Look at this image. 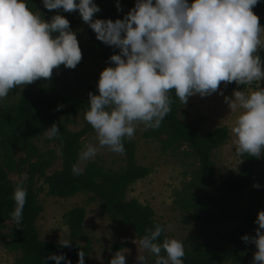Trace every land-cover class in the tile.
<instances>
[{
    "label": "clouds",
    "instance_id": "9594fccd",
    "mask_svg": "<svg viewBox=\"0 0 264 264\" xmlns=\"http://www.w3.org/2000/svg\"><path fill=\"white\" fill-rule=\"evenodd\" d=\"M49 11H79L82 20L95 32L97 40L114 49L98 80V94L89 92V107L84 119L96 134L98 145L85 143L78 153L80 161L94 159L100 149L123 154L124 141H131L137 126L158 129L172 111V92L186 106L190 97H207L235 82L256 90H234L225 96L231 112L241 110L230 133L235 136L239 156L261 158L264 155V25L253 11L259 0H136L122 19L95 18L101 8L94 0H42ZM117 11L122 6L117 0ZM56 33L58 35L53 36ZM82 60V50L70 21L57 13L45 20L34 12L27 0H0V100L13 89L43 78L50 80L53 70L64 65L75 69ZM63 105H58L57 110ZM60 126L53 123L45 136L55 140ZM74 176L83 174L73 164ZM24 179L17 182L12 199V221L19 225L27 200ZM260 188L259 183L253 185ZM255 235L244 234L246 244H254L252 264H264V210L255 220ZM165 227L154 228L134 243L139 250L155 256L154 264H184L183 242L164 236ZM61 247H71V240L60 239ZM125 251L118 250L110 264H126ZM47 259L56 264L64 254L52 253ZM79 252L77 264H84ZM136 264H148L139 251Z\"/></svg>",
    "mask_w": 264,
    "mask_h": 264
},
{
    "label": "trees",
    "instance_id": "16d2710c",
    "mask_svg": "<svg viewBox=\"0 0 264 264\" xmlns=\"http://www.w3.org/2000/svg\"><path fill=\"white\" fill-rule=\"evenodd\" d=\"M135 1L119 0L123 10L117 11V0H94L101 8L94 19H122ZM27 3L34 12L41 8L44 10L42 0H27ZM52 11L53 15L59 13L70 21L82 50L81 62L101 61V71L110 64L103 62L110 61L109 57L119 49L105 45L96 36H90L82 43L79 28L86 23L78 10L73 13L64 12L63 9ZM253 11L259 16L261 25H264V0H259ZM40 14L44 17L42 12ZM55 35L58 34L54 33L53 36ZM261 56L264 58V51ZM101 71L93 74L97 82ZM81 83L71 81L67 68L61 65L53 70L50 80L41 78L22 88L17 100H0V229L9 228L8 232L0 231V241L10 252H20L14 264H56L54 260L47 259L52 253L64 254L72 264H77L80 251L85 253L84 264H91V241L86 236L84 227L87 213L84 205L75 206L63 216L69 227L71 247H61L56 241L40 239L36 220L43 211L39 194L45 190L48 195L62 198L72 197L80 192L88 193V202L100 201L103 212L111 221L130 226L138 239L157 223L165 227L155 217V210L151 205L143 204L137 198L127 199L131 185L147 177L153 170L152 167L137 162L136 143L133 140L124 141L123 166L107 168L98 160H89L82 175H73L72 166L78 163V153L84 145L82 139L86 134L94 132L87 122L79 130L68 127L74 123V116L82 114L84 117L89 107V93L83 95L78 91ZM244 87L233 82L225 88L232 90ZM89 88L91 92L98 94L97 84L90 85ZM171 95L172 111L158 129L148 130L145 135L159 139L164 152L171 150L173 155L193 158L189 163L192 168L185 172L191 178L186 183L187 198L183 202L188 213L185 215L187 221L200 223L202 240L194 248L185 247L183 262L252 264L256 247L254 244H246L241 237L244 234L255 235V220L258 212L264 210V179L259 183L260 188L253 187L255 183L252 182L258 169L264 165L263 156L258 159L245 154L242 168L239 171L231 170L226 178L221 179V172L213 156L214 150L230 139L228 126L221 125L203 133L199 118L185 121L180 117L183 105L175 97L174 91ZM58 105L63 107L57 110ZM54 122L60 126V135L55 139L60 147V154L54 148L42 151L33 141L43 136L45 138V129ZM18 150L25 154L16 159ZM58 157L63 160L62 167L48 174V168ZM15 170L21 176L25 172L26 177L23 186L27 191V200L19 225L11 219L15 208L12 196L18 181L13 182L9 173ZM40 180L43 184L37 187L36 183ZM245 191L249 195L246 206L242 207L237 200ZM7 222L12 224L8 225ZM231 222L234 223L233 228L226 231L215 227ZM164 236L170 237L165 231L159 242H162ZM80 239H85V244H81ZM129 244L127 240L116 242L112 249L119 250ZM60 264H66V260Z\"/></svg>",
    "mask_w": 264,
    "mask_h": 264
},
{
    "label": "rangeland",
    "instance_id": "374dc122",
    "mask_svg": "<svg viewBox=\"0 0 264 264\" xmlns=\"http://www.w3.org/2000/svg\"><path fill=\"white\" fill-rule=\"evenodd\" d=\"M192 0H189L191 3ZM134 2L132 8L134 7ZM44 14L45 20H50L53 16V11L44 10L40 11ZM79 38L82 43H85L90 36H96L95 32L88 24H84L79 28ZM101 61L96 62H80L75 69H68L67 74L71 81L79 83L78 91L86 95L91 92L89 86L96 85L98 82L94 79L93 74L101 71ZM103 63H110L106 61ZM258 86H251V89H232L227 90L224 83H221L223 95L219 92L214 93L207 97H200L198 94L189 98L187 105L183 106L180 110V117L185 120L193 118L200 119V127L203 133H207L218 126L226 125L229 130L233 126L236 118L240 114L239 109L231 112L230 107L225 103L224 97H233L234 90H256ZM259 87H264L262 82ZM22 91V87L10 91L8 97L9 101L17 100ZM86 123L82 114L74 116V123L68 125L73 130L81 129ZM142 124H139L136 129L134 138L136 143V159L139 164L152 167V173L144 179L138 180L131 185L127 192V199L137 198L143 204L151 205L155 210V217L165 224V229L170 238H176L183 242L184 248H194L198 245L201 238V230L199 222L187 221L185 215H188L187 209L184 206V200L187 198L186 183L190 180V174H185L192 166L189 165L193 158L184 157L183 155H173L171 150L164 152L161 148V141L155 137H148L145 133ZM230 139L220 147L214 150V160L218 170L221 172V179L226 178L231 170L239 171L244 162V157L237 155L235 152L236 143L235 136L230 133ZM42 151L49 148H54L57 154H60V147L57 145L56 140H48L45 136L40 139L33 140ZM83 144L93 143L98 145L95 132H90L82 139ZM84 147V145H83ZM25 152L20 150L16 153V159L23 156ZM263 159H264V155ZM124 153L117 154L111 152L108 148H102L94 159L98 160L105 167L119 168L125 164ZM63 160L58 157L48 168L47 173L62 167ZM88 161L78 160L79 166L83 169ZM25 177L15 170L9 173V178L13 181H19ZM264 179V165L260 167L253 178V183H260ZM43 184L42 180L37 181L36 186L39 187ZM249 192L245 191L238 196L237 202L242 206H246ZM88 193H78L72 197L62 198L55 197L47 194V190L39 194V200L43 205V211L36 220V225L40 234V239L59 240L70 238L69 227L64 222V214L77 205H84L87 213L84 221L86 236L91 241V264H110V260L116 251L112 249V245L116 242L129 241V246L119 249L130 251L126 253V264H136L138 252L141 251L147 258L148 264H154L155 256L151 253L138 248L134 243L139 240L134 230L127 225L115 224L103 212L100 201L88 202ZM11 225L12 222H7ZM234 223H223L215 225L221 231H226L233 228ZM0 231L8 232L9 228L0 229ZM81 244H85V239H80ZM20 252H10L7 250L3 243L0 241V264H14L15 258ZM223 264H231L226 262Z\"/></svg>",
    "mask_w": 264,
    "mask_h": 264
}]
</instances>
